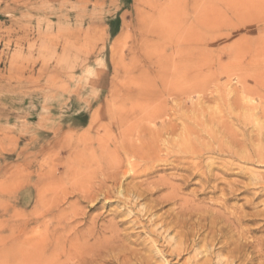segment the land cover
Returning <instances> with one entry per match:
<instances>
[{
	"label": "rangeland",
	"instance_id": "1",
	"mask_svg": "<svg viewBox=\"0 0 264 264\" xmlns=\"http://www.w3.org/2000/svg\"><path fill=\"white\" fill-rule=\"evenodd\" d=\"M236 66L240 70H236ZM227 67H231L227 69L230 72ZM239 75L242 76L239 78ZM160 76L179 80V84H196L202 90L191 93L189 98L182 95L180 101L167 96L158 83L157 90L166 94L163 98H168L167 116L146 119L145 125L158 128L162 121L171 118L179 129L181 125L195 123L209 129L212 125L213 129L233 126L234 134L243 132L238 138L249 143L244 157L239 160L226 152L203 153L208 154L202 157L203 163L214 159L211 169L206 171V178L211 181L204 182L195 176L183 186L177 178L185 172L187 175L188 171L171 167L169 161L158 163L155 171L146 176H121L126 161L121 153L122 156L111 151L112 138L118 137L119 132L111 118L115 112L131 108L132 104L137 109L143 105L136 93L138 86L121 83L139 78L157 81ZM242 77L248 79H244L246 84ZM262 82L264 0H0V236L9 234L10 228H6L9 225L16 226V234L26 236L47 234L60 239L75 238L85 244L83 249L89 255L100 253L101 259L93 264H220L219 245L213 241L214 232L209 226L211 209L218 208L221 192L235 191V198L227 201L230 210L232 206L240 207L243 213L251 214L264 208V135L259 136L264 133V100L261 102L257 94H252L259 90ZM241 86L256 90L251 89L250 95L242 93L245 97L241 95V100L237 96ZM260 90L264 92L263 86ZM247 98L253 102V105L248 102L252 107L247 102H238ZM255 104L258 107H253ZM229 109H232L231 114ZM136 110L132 111L133 117L139 116ZM239 112L246 114L245 117ZM202 115L209 117L204 119ZM212 116L221 117L217 120L222 125ZM237 117L243 121L237 122ZM196 119L198 121L194 122ZM108 130L114 132V137ZM202 135L206 139L203 136L200 139L207 141L208 137ZM173 136L161 137L171 139ZM249 137L263 140L252 141ZM251 144L263 148L261 157L253 154L256 146ZM113 153L114 170L118 172L111 171L121 176L117 175L122 188H135V183L137 189L138 183L141 182L140 186L142 182L147 183V187L145 184L141 187L151 192L146 191L141 200H130L126 192L119 195L116 191L95 203L82 196L84 191L99 190L93 187L100 182L105 189L106 186L112 189L114 184L109 186L111 180H104L99 170H110H101L100 163L103 155L113 158ZM79 169L81 174H77ZM67 172L70 177L77 175L70 178ZM75 177L81 178L83 183L76 182ZM176 179L180 190L183 189L179 193L181 197L190 198L188 201L194 202L200 210L186 213L178 205L163 201L161 197L167 192V184H157L168 181L178 185ZM156 181L159 182L156 184ZM72 183L77 184L76 188ZM89 183L92 185L87 191ZM262 218L258 216L254 224L244 225L256 227ZM248 235L264 238V226ZM213 242L215 247L212 248ZM247 251L245 257L249 258L251 254ZM221 253L223 261L226 260L225 251ZM263 257L242 263L239 259L232 264H264ZM72 258L65 264H76Z\"/></svg>",
	"mask_w": 264,
	"mask_h": 264
},
{
	"label": "bare ground",
	"instance_id": "2",
	"mask_svg": "<svg viewBox=\"0 0 264 264\" xmlns=\"http://www.w3.org/2000/svg\"><path fill=\"white\" fill-rule=\"evenodd\" d=\"M239 46V45H238ZM236 49V48H235ZM234 49V50H235ZM241 62V61H240ZM229 63V62H228ZM238 63V62H237ZM237 63H234L237 64ZM242 63V62H241ZM227 64V63H226ZM225 64V65H226ZM240 64V63H239ZM244 64V62H243ZM242 64V65H243ZM241 65V66H242ZM223 66V64H222ZM231 66V65H230ZM233 66V65H232ZM237 67V66H236ZM239 67V65H238ZM238 67L236 68V70H240V68L238 69ZM246 67V66H245ZM222 68V67H221ZM225 68V67H223ZM222 68V69H223ZM231 67H227L226 70ZM243 68V67H242ZM255 68V67H254ZM248 69V68H247ZM227 70V71H229ZM234 69H232L233 71ZM235 71V70H234ZM233 71V72H234ZM251 71V70H250ZM230 72V71H229ZM237 72V71H236ZM248 73V72H247ZM258 73V72H257ZM229 74V73H228ZM235 74V73H234ZM240 74V73H239ZM232 76V74H229ZM238 75V74H237ZM236 75V76H237ZM242 76V75H241ZM239 75V78L241 77ZM228 77V75H227ZM244 77V76H243ZM242 77V80L243 82L246 84V80L244 81V79H247V78H243ZM247 77V76H245ZM251 77V76H248V78ZM257 77V76H256ZM184 79V78H183ZM198 80V79H197ZM240 80V79H239ZM238 80V81H239ZM248 80V79H247ZM256 79H254L255 81ZM258 80V78H257ZM188 81V80H187ZM193 81V80H192ZM204 81V80H203ZM250 81V80H249ZM248 81V82H249ZM185 82V81H184ZM183 82V83H184ZM260 82V81H259ZM160 84L161 85V89L165 90L166 91V94L167 96H173L175 97L176 99H180L182 95H190L191 93L193 92H201V88L197 87L196 84L193 85V84H189V85H186V84H179L181 82H179V80H174V79H168L166 77H158L157 78V81L155 79H150V78H139V79H126L124 82H122L121 84L122 85H129V84H135L136 86H138V90L136 91L137 95L141 97L142 101H143V105L140 104L139 108H135L136 105H133L130 106L131 108L129 109H123L122 111L120 110L117 111L118 113H114L113 114V117L111 119H113V122L117 125L118 127V137H114V132L112 133L111 130L109 131L110 133H112L113 137L112 139H114L112 141L113 144V148L114 150L111 149V151L117 155L118 154H122L123 157H125V161L126 163H124L126 166V169L122 172V177L126 174L131 175L132 177H137V176H140V175H144L146 176L148 173H150L152 170L155 171V167L156 165H158V163L160 162H167L169 161L170 162V165L171 167L175 168V169H181V170H186L188 171V174L187 175H184L182 173H178V174H181V176L183 175V177L179 176L177 179L179 180V182L181 181L182 182V185L184 186L186 183H188L190 180H188L190 177H195V176H199L201 177V181H204V182H207V181H211V179L207 180V175H206V171H207V168H210V166L212 165L211 162L214 160H212L211 162H209L210 160H208L206 158V160H208V162H205L203 163L202 162V157H206L207 155H203V153H207V152H210V151H219V152H226V153H229V154H233L232 156L235 157V159L239 160L241 158L244 157L245 155V147H249L247 146L248 144H245L243 138L241 141V139L238 138V136H241L242 137V133L240 135H236L234 134L236 131H234L232 128H229L228 126H221L217 129H213V125L211 126L212 129H209V128H205V126L201 125L200 123H195V125H192V121L190 122L192 126H188V125H181L182 127L179 129L177 127V125L175 123H173L171 120V118H167L168 120L165 122V121H162L159 125L158 128H152L145 125L144 124V120L145 121H148L146 119H155V118H161L162 116L166 115L167 116V107H166V104L167 103V99L166 98H163V94L164 93H160L157 88H156V85L157 84ZM193 83V82H192ZM204 83V82H203ZM211 83V81L209 82V84ZM243 83V84H244ZM250 83V82H249ZM249 83H247V87L250 85ZM200 84V83H199ZM239 84V83H238ZM244 84V85H245ZM260 85V83H257ZM180 85V87H179ZM201 85H204V84H201ZM173 86H176V88H174ZM238 86V85H237ZM253 86H255L253 84ZM262 86L264 88V82H262ZM262 86L260 85V87L262 88ZM170 87H173L174 89H170ZM205 87V86H204ZM242 87V86H241ZM246 86H243L241 89H239L238 93H236V95L238 97H240L241 99V95H242V98H244L245 96H243L242 93H244L245 95H250L249 91H251L252 88H247ZM256 87V86H255ZM255 87H253V89H255ZM260 87H259V90L257 91H254L256 93H252L254 94V96L257 94L260 98V101L261 100H264V92H260ZM207 88V87H206ZM252 89V90H253ZM256 90V89H255ZM161 91V90H160ZM206 91V90H205ZM204 91V92H205ZM249 94H248V93ZM206 93V92H205ZM241 93V94H240ZM247 93V94H246ZM164 94V95H166ZM201 94V93H200ZM198 95V96H201V95ZM208 95V93H206ZM205 94V95H206ZM240 95V96H239ZM256 95V96H257ZM130 94H128L127 92V98H130ZM134 96V95H133ZM137 96V97H138ZM235 96V95H234ZM139 97V98H140ZM236 97V96H235ZM238 97H236V99L238 100ZM123 98V97H122ZM187 98V97H186ZM189 98V96H188ZM201 99L204 98V96L200 97ZM208 98L207 96H205V99ZM217 98V97H216ZM220 98V97H219ZM239 99L238 102H247V105H253V102L251 101V99H246L247 101H241ZM135 101L137 100L136 98L134 99ZM139 100V99H138ZM184 100V99H183ZM227 100V99H226ZM225 100V101H226ZM235 100V98L233 99ZM250 100V101H249ZM173 101V100H172ZM181 101V99H180ZM189 101V100H188ZM191 101V100H190ZM223 101V102H225ZM128 102H131V101H128ZM185 102V101H184ZM248 102H250V104H248ZM252 102V103H251ZM262 102V101H261ZM139 103V101H138ZM170 103V102H169ZM172 103V102H171ZM176 103V102H175ZM183 103V102H182ZM181 103V104H182ZM236 103V102H235ZM123 104V102H122ZM129 104V103H128ZM135 104V102H134ZM191 103H189L188 105H190ZM223 104V103H222ZM240 104V103H238ZM259 105V102L257 103ZM119 105V104H118ZM176 105V104H174ZM173 105V106H174ZM179 105V104H178ZM177 105V107H178ZM235 105V104H234ZM246 105V104H245ZM250 105V106H251ZM258 105H254L253 107L256 108V106L258 107ZM123 106V105H122ZM229 106V105H228ZM236 108H237V105H235ZM241 106V105H240ZM261 106V104H260ZM259 106V107H260ZM180 107V106H179ZM234 107V106H233ZM248 107V106H247ZM252 107V106H251ZM121 108V107H120ZM195 108H197L195 106ZM193 108V109H195ZM235 108V109H236ZM249 108V107H248ZM137 109V110H136ZM172 109V108H170ZM168 109V111L170 110ZM261 109V108H260ZM264 109V107L262 108V110ZM138 111V117H133L134 114L132 111ZM181 110V109H180ZM187 110V108H186ZM190 110V109H189ZM232 111V109H229V111ZM234 110V109H233ZM252 110V109H251ZM191 111V110H190ZM203 111V110H202ZM201 111V112H202ZM207 110L205 109V112ZM211 111V110H210ZM231 111H230V114H231ZM243 111V110H241ZM109 112V111H108ZM114 112V111H113ZM112 112V113H113ZM235 112V111H234ZM238 112V111H237ZM170 113V112H169ZM177 113V112H176ZM181 113V112H180ZM196 113V112H195ZM204 113V112H203ZM209 113V112H208ZM216 113V111H215ZM224 113V112H223ZM233 113V112H232ZM240 116L242 115V117L244 115L243 112H239ZM96 114V112H95ZM94 114V115H95ZM133 114V116H132ZM178 114V113H177ZM229 114V113H228ZM248 114V113H247ZM93 115V117L95 118V116ZM99 115V114H98ZM98 115L96 116L97 117V121H98ZM183 115V114H181ZM207 115V113H206ZM204 116V119L205 117H209V116ZM215 115V114H214ZM234 115V113H233ZM238 115V117H239ZM262 115V113H261ZM101 117V114L99 115ZM110 115H108L109 117ZM112 116V115H111ZM172 116V114L170 115ZM196 116V115H195ZM201 116V117H202ZM217 116V115H215ZM236 116V115H235ZM234 116V117H235ZM92 117V118H93ZM194 117V116H193ZM200 117V115H199ZM214 116H212V119ZM219 117V116H218ZM217 117V118H218ZM225 117V116H224ZM238 117L236 118V120H238L237 122H240V121H243V120H240L238 119ZM255 117V116H254ZM93 118V119H94ZM110 118V117H109ZM165 118V117H164ZM196 118V117H195ZM216 119V121H218ZM220 120H221V117H219ZM218 118V119H219ZM250 118V117H249ZM174 119V118H173ZM207 119V118H206ZM211 119V117H210ZM214 119V120H215ZM244 119V118H243ZM110 120V119H109ZM165 120V119H164ZM175 120V119H174ZM218 121L220 122V124L222 125V122L221 121ZM250 120V119H249ZM96 121V120H95ZM96 121V122H97ZM112 121V120H111ZM187 121V120H186ZM198 120H194V122H197ZM201 121V119H200ZM213 121V120H211ZM215 121V123H216ZM223 121V120H222ZM255 121V120H254ZM184 122V120H183ZM188 122V121H187ZM186 122V123H187ZM193 122V124H194ZM204 122V120H203ZM208 122H209V118H208ZM214 122V121H213ZM249 122V121H248ZM253 122V120H252ZM256 122V121H255ZM253 122V123H255ZM92 123V122H91ZM95 123V122H94ZM154 120H153V124H154ZM180 123V122H179ZM190 123H187V124H190ZM243 123V122H242ZM246 123V121H245ZM96 124V123H95ZM224 124V122H223ZM240 124V123H239ZM155 125V124H154ZM207 125V121H206V124ZM215 125V124H214ZM217 125V124H216ZM219 125V123H218ZM227 125V124H226ZM234 125V124H233ZM255 125V124H254ZM156 126V125H155ZM108 127V126H107ZM207 127V126H206ZM217 127V126H216ZM215 127V128H216ZM238 127V126H237ZM245 127V126H244ZM258 127V126H257ZM221 128V129H220ZM90 129V128H89ZM109 129V128H108ZM232 129V130H231ZM107 130V129H106ZM248 130V129H247ZM258 131V129H256ZM116 131V130H115ZM238 131V130H237ZM243 131V130H242ZM260 131V129H259ZM82 132V131H81ZM96 132V131H95ZM104 132L107 133V131L104 130ZM240 132V131H238ZM263 132V130H262ZM105 133V134H106ZM200 133H204L205 136L208 137L207 141H203L201 140V136H203L202 134L200 135ZM254 133V132H253ZM174 135L176 137V139L174 138H171V139H162L161 136L163 135ZM222 135L223 137H225V139L223 138H220L218 137L217 135ZM239 134V133H238ZM264 133H259V136H263ZM111 135V134H110ZM109 135V136H110ZM116 135V134H115ZM200 135V136H199ZM219 135V136H220ZM244 135H246L244 133ZM243 135V136H244ZM257 135V134H256ZM136 136V137H134ZM230 136V139H227V137ZM249 136V135H247ZM99 139L101 137L98 136ZM107 138V136H105ZM111 137V136H110ZM109 137V139H111ZM204 137V136H203ZM240 137V138H241ZM246 137V136H245ZM244 137V139H245ZM75 138V137H74ZM205 138V137H204ZM250 138V137H249ZM90 139V138H89ZM105 139V138H104ZM108 139V140H109ZM206 139V138H205ZM251 140L254 139V138H250ZM249 139V140H250ZM256 140L259 139V141L263 140L261 137H256L255 138ZM254 139V140H255ZM107 140V139H106ZM107 140V142H108ZM253 141V140H252ZM258 141V140H257ZM111 142V141H110ZM247 142V141H246ZM101 144V142H100ZM109 144V142L107 143ZM86 145V143H85ZM252 145V144H251ZM254 145V144H253ZM252 145V146H253ZM61 146V145H60ZM106 146V145H105ZM109 146V145H108ZM163 146V147H161ZM256 146V150L254 149V151L256 153L253 152V154H255L256 156L261 157L262 154V150L260 149H263L261 147H259L258 145H254ZM103 147V146H101ZM105 148V147H104ZM102 148V151H104L105 149ZM255 148V147H254ZM247 149V148H246ZM165 151L164 153H161L163 151ZM106 151V150H105ZM108 151V149H107ZM251 151V150H250ZM249 151V152H250ZM76 152V151H75ZM94 152V151H93ZM110 152V151H109ZM108 152V153H109ZM112 154L114 155L113 158H108V157H105V155H103L102 157V160H101V163H100V169H105L106 171H109L108 172H102L99 170V172H101L102 174V177H105L104 180H111V182L109 183V186L112 185L111 183H113L114 185H116V187L114 185H112V189H109L110 187L106 186L107 188L105 189L103 186H102V183L103 182H100V184L98 186H94L93 188H95L96 190L99 189V190H94L96 192L94 193H91V192H85V194H83L82 196L86 199H88L89 201L92 202H96L97 200H100L101 198H105V197H109L110 195H112V193L114 191H116L115 193L119 194V195H122L124 192H126V196L129 195L130 197V200H133V201H139L141 200L142 198V195L144 193L147 192H151V191H148V190H143L144 188H142L141 186L143 184H145V186L147 187V183H144L142 182V185L140 186L141 184V180L139 181L140 183H138L139 185H137V189H136V184L134 183L135 185V188H131L129 190H127L126 188H122L121 184H120V179L118 176H120L119 174H116L118 172V170H114V166L115 164L113 163L114 162V158H115V154ZM78 154V153H77ZM90 154V153H89ZM92 154V153H91ZM104 154V153H102ZM107 154V152H106ZM120 154V155H121ZM53 155V154H52ZM57 155V154H56ZM81 155V154H80ZM108 155V154H107ZM106 155V156H107ZM111 155V157H112ZM121 155V156H122ZM211 155V153H210ZM230 155V156H231ZM248 155V154H247ZM93 156V155H91ZM215 156V155H214ZM72 157V156H71ZM70 157V158H71ZM117 157V160H118V156ZM120 157V156H119ZM35 158V157H34ZM53 158V156H52ZM54 158H56V156H54ZM108 158V159H107ZM66 159V158H65ZM68 159V158H67ZM73 159V158H71ZM120 159V158H119ZM123 159V158H121ZM171 159V160H170ZM36 160V159H35ZM53 160V159H52ZM51 160V161H52ZM124 160V159H123ZM243 160V159H242ZM66 161V160H65ZM70 161V160H69ZM68 161V162H69ZM73 161V160H71ZM122 161V160H121ZM53 162V161H52ZM74 162V161H73ZM120 163V161H119ZM216 163V162H215ZM33 164V163H32ZM36 164V163H35ZM51 164V163H50ZM77 164V163H76ZM117 164V163H116ZM121 165L122 162L120 163ZM214 164V163H213ZM53 165V164H52ZM51 165V166H52ZM58 165V164H57ZM118 165V164H117ZM215 165V164H214ZM160 166V165H159ZM158 166V167H159ZM67 167V166H66ZM69 167H71V165H69ZM122 167V166H121ZM163 167V166H162ZM50 168V167H49ZM54 168V167H53ZM88 168V167H87ZM117 168V166H116ZM120 168V167H119ZM37 169V168H35ZM51 169V168H50ZM49 169V170H50ZM78 169V168H77ZM111 169H113V171H116L115 172H112ZM211 169V168H210ZM65 170V169H64ZM70 171V169H68ZM90 170V169H88ZM87 170V171H88ZM104 170V171H105ZM52 171V170H51ZM66 171V170H65ZM68 171V172H69ZM80 169L78 170L77 174H81L80 173ZM119 173H121V169H119ZM65 173V174H69V177H70V173ZM86 172V171H84ZM181 172V171H180ZM49 173V172H48ZM47 173V174H48ZM76 173V171H75ZM53 174V172H52ZM59 174V173H58ZM63 174V175H65ZM75 174V175H77ZM106 174V175H105ZM178 174H176V176H178ZM42 175V174H40ZM45 175V174H44ZM51 175V174H49ZM74 175V176H75ZM83 175V174H82ZM87 175V173H86ZM104 175V176H103ZM118 175V176H117ZM175 174H173L172 177H174ZM30 176V175H29ZM47 176V175H46ZM73 176V177H74ZM79 176V175H78ZM120 176V177H121ZM171 176V175H170ZM59 178V175L57 176ZM73 177H70V178H73ZM80 177V176H79ZM84 177V176H83ZM82 177V178H83ZM89 177V176H88ZM101 177V176H100ZM124 177H127L124 176ZM123 177V178H124ZM169 177V176H168ZM86 178V177H85ZM90 178V177H89ZM144 178V177H143ZM163 178V177H162ZM162 178H158L159 180ZM209 178V176H208ZM64 179V178H63ZM67 179V177H66ZM75 179L77 180L76 182L80 181L79 179H77L75 177ZM100 181H104L103 179L99 178ZM170 179V177H169ZM173 179V178H171ZM170 179V180H171ZM176 179V180H177ZM191 179V178H190ZM56 180V179H55ZM167 180V177L166 179ZM177 180V182H178ZM52 181V180H51ZM70 182L72 180H69ZM94 181V180H92ZM63 182V181H62ZM65 182V181H64ZM68 182V181H67ZM73 182V181H72ZM87 182V181H86ZM122 182V181H121ZM152 182V181H151ZM149 181V183H151ZM155 182V180L153 181ZM159 181H156V184L158 183ZM161 182V181H160ZM179 182H178V185H175V183H172V182H168V181H162L160 184H157V185H165L167 184V192L166 194L162 195L161 198H163V201H169L171 203H173L174 205H178L179 208L181 209L182 212L184 211H187L186 213H192V211L194 210L197 211V210H200L199 209V206H195L194 205V202H189L188 200H185L181 197V195L179 194L182 190H180V187H179ZM258 182V181H257ZM48 183V182H47ZM52 183V182H51ZM83 183V181L81 182ZM88 183V182H87ZM93 183V182H92ZM118 183V184H117ZM209 183V182H208ZM74 184V183H72ZM76 184V183H75ZM74 184V185H75ZM89 189L87 191L90 190V186L92 185L91 183H89ZM95 184V183H94ZM124 184V183H123ZM154 184V183H152ZM155 184V185H156ZM202 184V182H201ZM8 185V184H6ZM51 185V184H50ZM65 185V184H64ZM63 185V187H64ZM68 185V183L66 184V186ZM70 185V184H69ZM73 185V187H74ZM77 185V184H76ZM76 185H75V188H76ZM108 185V184H107ZM264 185V184H263ZM62 186V185H61ZM102 186V187H101ZM114 186V187H113ZM181 186V185H180ZM56 187V186H55ZM53 187V188H55ZM71 187V185H70ZM79 187V186H78ZM85 187H86V184H85ZM99 187V188H98ZM141 187V188H140ZM150 187V185H149ZM213 187H214V184H213ZM212 187V188H213ZM230 187V185H229ZM61 188V187H60ZM60 188H58L60 190ZM74 188V189H75ZM81 188L82 187V184H81ZM92 188V189H93ZM115 188V190H114ZM142 189V190H139V189ZM153 188V187H152ZM158 188V187H156ZM52 189V187H51ZM67 189V188H66ZM73 189V188H72ZM73 189V190H74ZM79 189V188H78ZM76 190V191H79V190ZM91 189V191H92ZM104 189V190H103ZM149 189V188H148ZM151 189V188H150ZM158 189H161V188H158ZM220 189V188H219ZM222 189V188H221ZM220 189V190H221ZM230 189V188H229ZM68 190V189H67ZM82 190V189H81ZM156 190V189H155ZM169 190V191H168ZM225 189H223L222 191H224ZM228 190V189H227ZM226 190V191H227ZM40 191V190H39ZM45 191V190H44ZM42 191V192H44ZM54 191V190H53ZM62 191V189H61ZM69 191L71 192L72 190L69 189ZM41 192V191H40ZM65 192V191H63ZM75 192V191H74ZM73 192V193H74ZM82 192V191H80ZM235 192V191H234ZM233 189H231L230 191L228 190V192L226 193L224 191V193H226V195L224 193L221 192V198L218 200L219 203L218 204V208H216V210H212L211 209V221H210V226L209 228L211 227V229H213L212 231L214 232V238H213V241L215 243H217L219 246L217 247V250H218V254L217 256L218 257V263L220 264H232L233 262L235 261H238L240 259L241 263L244 262V261H248L249 262H253L254 259H256L257 257H260L261 255H264V238H252L250 237L248 234L249 233H252L254 231H258L260 230L263 226H264V208L263 210H260L258 212H253L251 214H246V213H243V211L240 210V207L239 208H233L232 206V210L229 209V207L227 206L228 203L227 201L232 199V198H235V195L233 194ZM58 193V192H56ZM54 193V194H56ZM60 193V192H59ZM68 193V192H67ZM76 193V192H75ZM165 193V192H164ZM256 193V192H255ZM41 194V193H40ZM43 194V193H42ZM41 194V196H42ZM64 194V193H63ZM80 194V193H79ZM147 194V193H146ZM183 194V193H182ZM257 194V193H256ZM39 195V193H38ZM59 195V194H58ZM76 195V194H75ZM125 195V194H124ZM228 195V196H227ZM40 196V198H41ZM65 196V194L63 195V197ZM81 196V198H82ZM45 197V196H44ZM62 197V198H63ZM76 197V196H75ZM184 197V196H183ZM39 198V197H38ZM43 198V196H42ZM79 198V197H78ZM45 200H47L46 198H43ZM60 198L58 197V200ZM65 199H66V196H65ZM64 199V200H65ZM80 199V198H79ZM83 199V198H82ZM84 199V200H86ZM107 199V198H106ZM193 199V198H192ZM191 199V200H192ZM45 200H43V202H45ZM83 200V201H84ZM40 201V200H39ZM42 201V200H41ZM50 201V199H49ZM59 201H62V200H59ZM50 204V202H48ZM52 203V202H51ZM75 203V202H74ZM192 203V204H191ZM227 203V204H226ZM58 205V204H57ZM74 205V204H73ZM53 206V205H52ZM42 208V207H41ZM51 208V207H50ZM231 208V207H230ZM57 209V207H56ZM57 210H60L61 209H57ZM63 212L65 211L64 209L62 210ZM72 211V210H71ZM193 212V213H194ZM64 216L68 215L66 213H63ZM66 214V215H65ZM43 215V214H42ZM76 215V214H75ZM258 216H262V222L260 224H258L256 227L255 226H251V227H246L244 224L245 223H253L254 222H257V218ZM73 217V216H72ZM257 217V218H256ZM71 218V216H70ZM72 219V218H71ZM67 222V221H66ZM72 222V221H71ZM50 223V222H49ZM184 224H186V222H184ZM218 225V226H217ZM65 226V225H63ZM71 226V225H70ZM70 226H67V227H70ZM76 226V225H75ZM62 227V226H61ZM72 227V226H71ZM6 228H10V232L9 234H6V235H3V236H0V264H65V263H68L66 261H68V259H70L71 257H73L72 259L76 261V264H93L94 262L97 261V259H101V255L100 253L98 255L95 254L94 255H89L88 252L86 253V250L83 249L85 244H82L81 242H78L79 240H75L73 238H63V239H60L59 238H54L53 236H49V235H44V236H26V235H22L20 233H15L14 231L17 229L16 226H9L7 225ZM58 229V228H57ZM72 230V229H70ZM77 231V230H76ZM198 231V230H197ZM75 232V231H73ZM54 235V234H53ZM252 235V234H251ZM59 236V235H58ZM62 236V235H61ZM253 236V235H252ZM73 239V240H72ZM83 240V239H82ZM214 242L211 244L212 248L215 247L214 245ZM249 250V252L247 251ZM221 251H225V253L227 254L226 256V260L223 261V259L221 258L222 257V253ZM247 251V253H250L251 256L249 258H246L245 257V252ZM91 254V253H90ZM63 257V260L61 261ZM264 259V257H263ZM73 260H70L69 262H72ZM239 263V262H238ZM71 264V263H70ZM235 264V263H234ZM244 264V263H243Z\"/></svg>",
	"mask_w": 264,
	"mask_h": 264
}]
</instances>
